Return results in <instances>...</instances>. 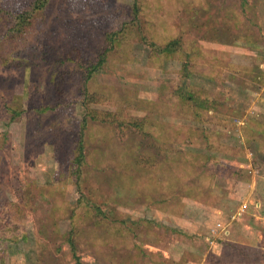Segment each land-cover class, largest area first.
Segmentation results:
<instances>
[{"label":"rangeland","instance_id":"374dc122","mask_svg":"<svg viewBox=\"0 0 264 264\" xmlns=\"http://www.w3.org/2000/svg\"><path fill=\"white\" fill-rule=\"evenodd\" d=\"M35 1L0 0V264H264V0Z\"/></svg>","mask_w":264,"mask_h":264},{"label":"trees","instance_id":"16d2710c","mask_svg":"<svg viewBox=\"0 0 264 264\" xmlns=\"http://www.w3.org/2000/svg\"><path fill=\"white\" fill-rule=\"evenodd\" d=\"M49 2V0H36L34 3V7H33V11H38L40 9H43L46 4ZM247 3V2H246ZM248 4V3H247ZM27 15H29L27 13ZM24 17V14L21 15H17L15 18H17L18 20H22V18ZM111 37V35H107V39H109ZM177 41H173L171 42L169 45H167L162 51L165 52H169L171 51V48L173 49V46L176 45ZM107 50L103 51V53L101 54V60L99 64H103V62L105 61V57H107ZM183 93V92H181ZM184 94V93H183ZM191 96H190V100H191ZM93 119H97V116H93ZM86 121H84L82 130H81V135H80V139H79V143H78V156L76 158V163L78 166V171L76 173V175H80L81 171H80V167L83 166V164L85 163V130H86Z\"/></svg>","mask_w":264,"mask_h":264},{"label":"built area","instance_id":"2783aa9c","mask_svg":"<svg viewBox=\"0 0 264 264\" xmlns=\"http://www.w3.org/2000/svg\"><path fill=\"white\" fill-rule=\"evenodd\" d=\"M247 206L248 205L245 204L240 211L235 212V214L230 217L227 223H218L215 228L209 231L208 235L206 236V241L209 243L210 246H214L215 244L217 245L218 243L229 239L231 234L230 225L234 222L239 221V217L242 216L243 213L246 211Z\"/></svg>","mask_w":264,"mask_h":264}]
</instances>
